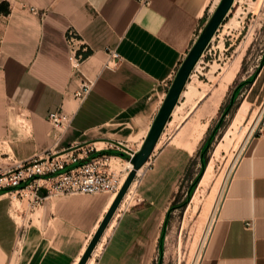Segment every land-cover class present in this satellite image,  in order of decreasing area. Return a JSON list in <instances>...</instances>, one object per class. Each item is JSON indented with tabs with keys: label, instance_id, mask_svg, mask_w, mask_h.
Listing matches in <instances>:
<instances>
[{
	"label": "crops",
	"instance_id": "obj_1",
	"mask_svg": "<svg viewBox=\"0 0 264 264\" xmlns=\"http://www.w3.org/2000/svg\"><path fill=\"white\" fill-rule=\"evenodd\" d=\"M219 2L0 0V171L49 151L89 147L95 150L79 165L104 155L117 169L128 165V153L141 148ZM70 29L82 42L77 70L69 62ZM107 50L118 52L116 66H105ZM188 80L148 167L87 264H157L166 217L192 156L178 142L183 126L165 143L163 136L194 118L207 94L199 86L190 89ZM82 82L92 86L78 99ZM220 93L219 87L212 92L209 108L218 105ZM58 111L70 116L62 133L49 122ZM200 117L197 124H204ZM201 135L196 128L187 142ZM40 193L42 200L20 226L7 191H0V264H78L115 198ZM199 264H264V119L228 183Z\"/></svg>",
	"mask_w": 264,
	"mask_h": 264
},
{
	"label": "rangeland",
	"instance_id": "obj_2",
	"mask_svg": "<svg viewBox=\"0 0 264 264\" xmlns=\"http://www.w3.org/2000/svg\"><path fill=\"white\" fill-rule=\"evenodd\" d=\"M211 41L198 60L192 80H188L191 88L199 86L207 92L199 102L198 113L183 119L177 128H169L163 136L165 143L183 126L179 136L183 140L178 142L187 144L192 156L172 202L157 264L195 263L214 211L225 196L230 165L251 121L264 107V0H234ZM217 87L220 101L209 108ZM235 92L234 102L225 110ZM200 116L204 124H197ZM196 128L202 130V139L187 142ZM8 197L12 216L24 226L36 208L34 198L27 192Z\"/></svg>",
	"mask_w": 264,
	"mask_h": 264
},
{
	"label": "built area",
	"instance_id": "obj_3",
	"mask_svg": "<svg viewBox=\"0 0 264 264\" xmlns=\"http://www.w3.org/2000/svg\"><path fill=\"white\" fill-rule=\"evenodd\" d=\"M138 1L141 4L146 3V0ZM76 35L71 29L66 33L72 70H77L83 61L76 54L78 43H82L77 40ZM120 59L116 50H107L105 66H116ZM195 67L191 73L195 71ZM91 86L90 82H82L75 97L83 98L90 91ZM49 122L53 129L62 133L70 123V116L58 111L50 114ZM119 147L109 144L106 148L119 149ZM78 150L71 148L62 151H49L43 156H34L25 161L14 162L9 168L0 171V191H7L8 195L13 196L27 192L34 198L36 206L42 200L43 196L40 193L42 190L45 195L109 194L115 197L121 188V180L123 178L125 180L131 168L126 165L122 169H113L112 158L106 155L90 158L79 165L81 156H87L95 148L89 147L79 152ZM133 154L129 152V158ZM150 160L151 156L143 166L144 169L148 167Z\"/></svg>",
	"mask_w": 264,
	"mask_h": 264
},
{
	"label": "water",
	"instance_id": "obj_4",
	"mask_svg": "<svg viewBox=\"0 0 264 264\" xmlns=\"http://www.w3.org/2000/svg\"><path fill=\"white\" fill-rule=\"evenodd\" d=\"M234 0H220L215 11L212 13L211 17L201 30L196 42L189 50L186 58L180 65L179 69L176 72V75L170 85V88L167 92V95L163 101V104L156 115L153 124L147 134V137L142 143L141 148L128 159L132 168L127 174L125 180L123 181L121 188L119 189L117 195L114 198L112 205L110 206L108 212L106 213L103 221L101 222L98 230L93 236L90 244L88 245L83 257L81 258L78 264H86L89 260L94 248L98 244L100 238L102 237L104 231L108 227L111 219L116 213L119 205L126 196L129 187L134 181L137 171L140 170L149 160L152 155L158 140L164 130L166 123L168 122L172 111L178 103L180 95L185 87V84L203 54L205 48L213 38L215 32L228 16ZM261 123L259 124V126ZM259 126L257 130L259 129ZM256 133L252 136L254 138Z\"/></svg>",
	"mask_w": 264,
	"mask_h": 264
},
{
	"label": "bare ground",
	"instance_id": "obj_5",
	"mask_svg": "<svg viewBox=\"0 0 264 264\" xmlns=\"http://www.w3.org/2000/svg\"><path fill=\"white\" fill-rule=\"evenodd\" d=\"M197 64H198V62H197ZM196 64V65H197ZM194 73V72H193ZM193 73H191L190 74V76L193 74ZM190 76H189V78H190ZM188 78V79H189ZM193 78V77H192ZM193 87V86H192ZM190 89H192L191 87H190ZM196 89V88H195ZM193 95V94H192ZM198 95V94H197ZM204 95V94H203ZM175 109V108H174ZM173 112V111H172ZM264 117V107H263V109L253 118V120L251 121V125H250V127H248L249 129H248V132H247V135L245 136V140H244V142H243V144L241 145V147H240V149L238 150V153H237V155L235 156V158H234V160L232 161V163H231V165H230V168H229V171H228V174H227V177L229 178L228 179V182L226 183L225 182V184H224V187H226L227 188V184L229 183V181H230V179L232 178V175H233V172H234V170H235V168H236V166H237V164H238V162H239V160L242 158V156L244 155V153H245V151H246V148L248 147V145H249V143L251 142V140H252V136H253V134H254V132H255V130L257 129V127H258V125L262 122V118ZM249 125V124H248ZM161 137V136H160ZM160 139V138H159ZM159 141V140H158ZM158 144V143H157ZM156 148V147H155ZM155 150V149H154ZM154 152V151H153ZM127 166H129V168H132V166H131V164L129 163ZM143 171H144V168L142 167L140 170H138L137 171V174H136V177H135V179H134V181L132 182V184H131V186L129 187V189H128V192H129V190L130 191H132V190H134L133 188L135 187V185H136V183H135V180L137 179V177H140L141 176V174L143 173ZM137 182V181H136ZM123 182L121 181V184H122ZM225 188V189H226ZM128 192H127V194H128ZM225 192H226V190H225ZM127 194H126V196H127ZM222 195V194H221ZM126 196L124 197V199L126 198ZM124 199H123V201H124ZM122 201V202H123ZM122 202H121V204H122ZM121 204L119 205V207H118V209L120 208V206H121ZM221 205V204H220ZM219 208H220V206H218L216 209H215V211H214V214H213V217H212V220H211V222H210V224H209V226H208V228H207V231H206V234H205V237H204V240H203V242H202V245H201V248H200V251H199V254H198V257H197V259H196V261H195V263L194 264H199V262L201 261V258H202V255H203V251H204V248H205V246H206V243H207V240H208V238H209V235H210V233H211V230H212V228H213V225H214V223H215V221H216V219H217V215H218V211H219ZM118 209H117V211H118ZM117 211H116V213H117ZM116 213L114 214V216L116 215ZM113 216V217H114ZM113 219V218H112ZM112 219H111V221H112ZM110 221V222H111ZM114 221V220H113ZM111 222V223H109V225H108V229L106 228V230L104 231V233H103V235H102V237L100 238V240H99V242H98V244L96 245V247L94 248V250H93V252H92V254H91V256L93 255H95L96 254V252L100 249V247H101V245H102V243L105 241V239H106V236H107V234H108V232H109V230H110V228H111V226H112V224L114 223V222ZM91 256H90V258H91ZM89 258V259H90ZM89 261V260H88ZM88 261H87V263H88ZM89 262H91V260L89 261ZM86 263V264H87Z\"/></svg>",
	"mask_w": 264,
	"mask_h": 264
},
{
	"label": "trees",
	"instance_id": "obj_6",
	"mask_svg": "<svg viewBox=\"0 0 264 264\" xmlns=\"http://www.w3.org/2000/svg\"><path fill=\"white\" fill-rule=\"evenodd\" d=\"M0 6H3V4L1 3ZM6 12H7V10H4V13H6ZM235 98H236V92L232 94V97H231V99H230V103H229V105L226 107L225 110H228V109L231 107V104L234 102ZM210 141H211V138L207 141V144H206V146L204 147V149L207 147V145L209 144ZM202 166H203V167L205 166V162H203ZM192 189H193V187L189 190V193H188L189 196L191 195ZM170 210H171V209H170ZM169 213H170V211H169ZM169 213H168V216L166 217L165 225H167L168 217H169ZM163 236H164V235H163V233H162V236H161V238H160V247H161V244H162V241H163Z\"/></svg>",
	"mask_w": 264,
	"mask_h": 264
}]
</instances>
